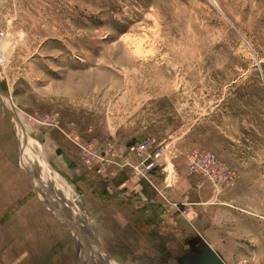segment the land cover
I'll use <instances>...</instances> for the list:
<instances>
[{
	"label": "rangeland",
	"instance_id": "obj_1",
	"mask_svg": "<svg viewBox=\"0 0 264 264\" xmlns=\"http://www.w3.org/2000/svg\"><path fill=\"white\" fill-rule=\"evenodd\" d=\"M0 34V264H264V0H0Z\"/></svg>",
	"mask_w": 264,
	"mask_h": 264
},
{
	"label": "built area",
	"instance_id": "obj_2",
	"mask_svg": "<svg viewBox=\"0 0 264 264\" xmlns=\"http://www.w3.org/2000/svg\"><path fill=\"white\" fill-rule=\"evenodd\" d=\"M149 144L148 142H143L142 144L139 145V150L142 151H146L148 148Z\"/></svg>",
	"mask_w": 264,
	"mask_h": 264
},
{
	"label": "flooded vegetation",
	"instance_id": "obj_3",
	"mask_svg": "<svg viewBox=\"0 0 264 264\" xmlns=\"http://www.w3.org/2000/svg\"><path fill=\"white\" fill-rule=\"evenodd\" d=\"M179 246H181V245H179ZM178 246V247H179ZM167 251H164V253H166ZM148 257H150V256H148ZM165 259H166V257H164ZM141 259V261H142V259H144V258H140ZM147 261H149V259H146Z\"/></svg>",
	"mask_w": 264,
	"mask_h": 264
},
{
	"label": "bare ground",
	"instance_id": "obj_4",
	"mask_svg": "<svg viewBox=\"0 0 264 264\" xmlns=\"http://www.w3.org/2000/svg\"><path fill=\"white\" fill-rule=\"evenodd\" d=\"M1 35H2V34H0V41H1ZM2 39H3V38H2ZM6 48H7V46H6ZM4 50H6V49H4ZM0 51H1V50H0ZM0 57H1V56H0Z\"/></svg>",
	"mask_w": 264,
	"mask_h": 264
},
{
	"label": "water",
	"instance_id": "obj_5",
	"mask_svg": "<svg viewBox=\"0 0 264 264\" xmlns=\"http://www.w3.org/2000/svg\"><path fill=\"white\" fill-rule=\"evenodd\" d=\"M212 254L214 255V252L212 251Z\"/></svg>",
	"mask_w": 264,
	"mask_h": 264
}]
</instances>
